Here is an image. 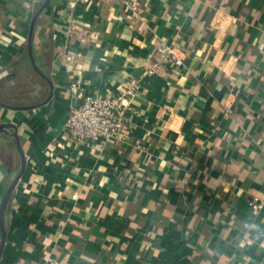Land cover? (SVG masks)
Segmentation results:
<instances>
[{
	"label": "crops",
	"instance_id": "1",
	"mask_svg": "<svg viewBox=\"0 0 264 264\" xmlns=\"http://www.w3.org/2000/svg\"><path fill=\"white\" fill-rule=\"evenodd\" d=\"M137 1L128 20L111 0H49L31 51L50 88L27 46L44 0H0V103L35 106L0 107L25 158L0 264H264V0ZM131 78L126 136L69 142L70 83L102 97ZM12 128L0 200L21 166Z\"/></svg>",
	"mask_w": 264,
	"mask_h": 264
},
{
	"label": "built area",
	"instance_id": "2",
	"mask_svg": "<svg viewBox=\"0 0 264 264\" xmlns=\"http://www.w3.org/2000/svg\"><path fill=\"white\" fill-rule=\"evenodd\" d=\"M120 3L124 16L128 20L138 18L139 5L137 0H111ZM161 64L181 67L183 57L172 46L159 45L156 48ZM159 64H152L146 73L153 74ZM73 97L79 101L71 105L63 121V129L69 142L94 143L100 140H120L124 138L131 128L130 101L140 90L139 81L131 78L124 82L113 93L102 97H80V83L78 80L69 85ZM264 153V147L262 148ZM252 211L262 208L263 201L253 198L249 201Z\"/></svg>",
	"mask_w": 264,
	"mask_h": 264
},
{
	"label": "water",
	"instance_id": "3",
	"mask_svg": "<svg viewBox=\"0 0 264 264\" xmlns=\"http://www.w3.org/2000/svg\"><path fill=\"white\" fill-rule=\"evenodd\" d=\"M49 0H44V2L42 3V6L35 12L34 16L32 17L31 21H30V25H29V31H28V35H27V46H28V54H29V58H30V61H31V64L33 66V69L42 77L44 78L48 84H49V87L52 88V84L50 82V80L37 68L34 60H33V57H32V51H31V43H32V35H33V30H34V26H35V23L42 11V9L45 7V5L47 4ZM51 93H49L48 97L46 98L45 102L42 103V104H45L46 102L49 101L50 97H51ZM41 104V105H42ZM0 107L2 108H6V109H9V110H27V109H31V108H35V106L33 107H25V108H20V107H14V106H9V105H6V104H3V103H0ZM12 128L13 126L11 125H4V124H1L0 125V132L1 131H4V129L6 128ZM13 129V128H12ZM14 131L11 133V136L13 138V140L15 141V144L17 146V150H18V154L20 156V159H21V166H20V170L19 172L16 174L15 177H13L8 185V187L5 189L2 197H1V200H0V233H1V239H0V252H1V249H2V245H3V242H4V234H5V231H4V224H3V218H4V214H5V210H6V207H7V204L9 202V199H10V196H11V193L19 179V177L21 176L23 170H24V166H25V158H24V155L19 147V142H18V139H17V136L15 134V129H13Z\"/></svg>",
	"mask_w": 264,
	"mask_h": 264
},
{
	"label": "trees",
	"instance_id": "4",
	"mask_svg": "<svg viewBox=\"0 0 264 264\" xmlns=\"http://www.w3.org/2000/svg\"><path fill=\"white\" fill-rule=\"evenodd\" d=\"M169 248H171V249H173V250L175 249V248H174V247H172V246H169Z\"/></svg>",
	"mask_w": 264,
	"mask_h": 264
}]
</instances>
